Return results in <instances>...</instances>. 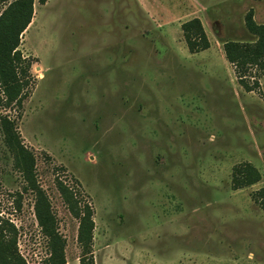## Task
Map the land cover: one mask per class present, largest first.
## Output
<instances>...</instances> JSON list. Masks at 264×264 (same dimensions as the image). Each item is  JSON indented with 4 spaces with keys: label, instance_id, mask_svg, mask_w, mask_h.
<instances>
[{
    "label": "rangeland",
    "instance_id": "374dc122",
    "mask_svg": "<svg viewBox=\"0 0 264 264\" xmlns=\"http://www.w3.org/2000/svg\"><path fill=\"white\" fill-rule=\"evenodd\" d=\"M11 0H0V9ZM264 0H34L20 34L30 61L16 117L38 181L79 264L78 220L56 188L78 186L93 207L95 264H264V74L245 90L223 51L248 42ZM199 17L210 46L190 53L181 23ZM261 179L231 187L232 167ZM0 133V214L29 264L46 253L33 196L21 189Z\"/></svg>",
    "mask_w": 264,
    "mask_h": 264
},
{
    "label": "trees",
    "instance_id": "16d2710c",
    "mask_svg": "<svg viewBox=\"0 0 264 264\" xmlns=\"http://www.w3.org/2000/svg\"><path fill=\"white\" fill-rule=\"evenodd\" d=\"M8 1V0H5ZM44 4L46 0H38ZM34 0H11L0 9V109L11 104L22 106L23 89L27 85L30 61L19 50L20 34L26 29L33 16ZM246 29L254 36L252 41L227 40L223 43L226 60L234 66L238 83L247 91L258 85L248 83L250 67L264 74V24L257 23L249 9L244 17ZM183 40L190 53L207 49L210 42L199 17H192L180 25ZM0 133L3 145L11 159L12 167L19 172L21 189L14 194L16 208L21 206V192L33 196V211L44 240L46 253L41 264H66L64 236L58 230L56 215L50 200L40 185L36 174V158L33 150L22 141L16 117L0 113ZM261 179L259 170L244 161L232 167L231 187L250 186ZM56 188L71 215L78 220L77 243L80 249L79 264H95L93 255V207L78 186H68L59 178ZM255 200L264 208V187L254 192ZM16 225L0 214V264H29L20 253L17 243Z\"/></svg>",
    "mask_w": 264,
    "mask_h": 264
}]
</instances>
